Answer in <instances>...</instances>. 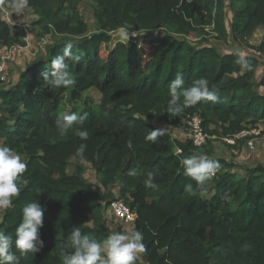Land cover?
Listing matches in <instances>:
<instances>
[{"label":"trees","instance_id":"16d2710c","mask_svg":"<svg viewBox=\"0 0 264 264\" xmlns=\"http://www.w3.org/2000/svg\"><path fill=\"white\" fill-rule=\"evenodd\" d=\"M79 2L29 0L38 15L34 26L55 40L21 71L16 85L5 86L0 78V139L25 155L27 164L17 181L20 194L3 210L0 228L14 237L26 204L37 201L46 209L40 229L44 247L27 255L13 248L14 264H62L63 240L74 227L103 241L112 233L105 212L117 199L136 213L132 230L144 236L146 251L135 264H264V164L245 165L241 174L235 170L239 163L211 158L221 166L218 175L207 181L206 191L191 195L185 185L195 182L184 175L180 160L211 157L212 139L199 147L167 128L187 130L195 114L209 136L229 137L249 124L264 125L261 60L245 54L251 70L243 69L235 63L237 50L222 52L209 40L189 38L215 35L206 32L213 28L217 39L232 38L264 57V39L248 45L255 30L264 28V0H93L96 30L89 34ZM121 30L129 39L121 38ZM26 37L24 25L0 17L6 45L24 44ZM68 43L80 57L70 62L75 83L51 89L39 73L50 71ZM177 72L184 75V87L206 78L218 100L171 117L169 82ZM93 88L101 93L96 105L85 95ZM71 113L86 119L60 135L56 122ZM160 128L166 131L155 143L145 139ZM77 129L86 130L88 139L82 141ZM81 143L87 145L83 155L77 151ZM72 158L78 163L70 173ZM82 161L96 169L98 187L86 178ZM132 169L136 176L129 175ZM150 171L155 189L144 183Z\"/></svg>","mask_w":264,"mask_h":264},{"label":"clouds","instance_id":"9594fccd","mask_svg":"<svg viewBox=\"0 0 264 264\" xmlns=\"http://www.w3.org/2000/svg\"><path fill=\"white\" fill-rule=\"evenodd\" d=\"M5 0H0L4 3ZM8 7L12 14L18 16L30 7L29 0H7ZM5 20V19H4ZM7 21V20H6ZM9 22V21H8ZM10 23V22H9ZM125 39H129L130 33L122 30ZM73 45H65L64 51L51 61V68L39 73L51 89L67 87L75 83L71 76L70 62L78 61L79 56H74L71 49ZM235 63L243 69L251 70V65L245 53L237 50ZM185 78L182 72H177L174 79L169 82V96L166 112L171 117L180 116L185 109L193 107L202 101L216 102L218 100L217 90L209 87V81L200 77L190 86L184 87ZM85 116L76 113L64 114L57 120L58 132L66 135L74 125H83ZM165 129L160 128L149 131L145 139L155 143L158 137L165 134ZM76 134L82 141L88 139L86 130L77 129ZM87 145L81 143L77 149L83 155ZM180 166L186 177L195 182L185 185V190L195 195L199 190L206 191L207 181L215 175L219 164L206 156L192 155L180 160ZM27 164L18 154H14L9 147H0V210H7L12 207L13 199L18 197L21 187L17 181L26 171ZM135 169L129 171L130 176H136ZM146 187L155 189L154 173L148 172L144 181ZM28 181L23 180L27 186ZM45 208L37 201L26 204L21 210V220L15 229V236L7 234L0 228V264H14L12 249L18 250L21 255L29 253L36 254L44 247V240L41 238L40 229L44 224ZM144 236L139 230L126 232H112L103 241H98L91 234L82 233L80 227H74L63 240L62 264H135L138 255L146 251L143 243Z\"/></svg>","mask_w":264,"mask_h":264},{"label":"rangeland","instance_id":"374dc122","mask_svg":"<svg viewBox=\"0 0 264 264\" xmlns=\"http://www.w3.org/2000/svg\"><path fill=\"white\" fill-rule=\"evenodd\" d=\"M78 10L84 17L86 23L88 24V32L85 34H89V32H93L96 30L95 23V15L93 9V0H80L78 4ZM25 25L27 28V37L25 39V43H15L12 46L6 45L3 41L0 40V61L4 62L5 72H3V77H0L1 80L5 81L7 86L16 85L20 81L21 71L24 70L27 65L33 61L37 56L45 54V47L47 44L52 43L55 39L53 35L44 34L43 30L40 27L34 26V22L37 20L38 15L35 13L33 7H29L25 13H21L19 16L15 13L11 12V21ZM206 32H210L215 35H203L200 36L197 33H191L189 38L194 43H199L203 40H209L205 42H211L215 44L219 48H221L222 52H229L234 50H239L245 54H253L257 56L259 60H261V64L257 70V79L260 81L263 78L264 74V57L259 54H256L252 49L247 48L244 44H239L238 42H234L232 38L228 42L219 40L216 37V32L213 31V28H207ZM84 34V35H85ZM118 34L122 35V30L118 32ZM123 36V35H122ZM123 40H127L122 37ZM208 38V39H206ZM264 39V28L260 27L255 30L248 41V45L250 46H259ZM8 83V84H7ZM260 89L264 90V85ZM262 90V91H263ZM87 97L91 99V102L96 105L101 100V93L98 89L93 88L85 93ZM155 123L159 126H167L163 121L156 120ZM251 125V124H249ZM247 125V126H249ZM263 127V126H262ZM166 128V127H165ZM169 131L175 136H188L187 130H180L167 127ZM229 137H219V136H210L209 139L211 141V147L213 150V155L208 157L209 159L215 158H223L228 162L239 163V167L235 170L240 172L241 174H246V170L243 166H255L258 164H264V134L257 136H252L250 139H253L255 142L254 148L248 147L247 139L243 141L242 139L235 140V143L229 142ZM2 139H0V147H4L2 143ZM15 154V153H14ZM21 159L25 162V155H19ZM78 160L76 158H72L69 165V172L72 173L76 169V164ZM81 164L85 166V176L90 180L95 187L99 186V180L96 169L88 162L82 161ZM221 167V166H219ZM221 169V168H220ZM120 186H115V193L118 194ZM209 197L212 195V192L207 194ZM3 210H0V220L2 218ZM107 217V219H106ZM105 219L111 221L110 230L112 232H126L131 231V223H125L119 220L114 214L111 213L110 206L105 212ZM125 226H124V225ZM121 225V227H120ZM112 228V229H111ZM123 229V230H122ZM140 259H142L141 255H138ZM144 264H148L145 261Z\"/></svg>","mask_w":264,"mask_h":264},{"label":"built area","instance_id":"2783aa9c","mask_svg":"<svg viewBox=\"0 0 264 264\" xmlns=\"http://www.w3.org/2000/svg\"><path fill=\"white\" fill-rule=\"evenodd\" d=\"M0 14L2 17L11 22V9L8 7L7 0L4 3H0ZM5 65L3 61H0V77H3V72H5ZM188 123L187 131H188V138L193 141L195 146H204L208 143L210 136L204 130L203 127V119L195 114L192 116ZM263 126V127H262ZM264 134V125L261 123H257L255 125H249L242 131L238 132L234 136H229V142L235 143V140L238 139H247L248 147L254 148L255 142L253 139H250L252 136H257ZM180 152V150L178 151ZM220 171V167L216 170L214 176H217ZM111 211L113 214L121 221L125 223H134L136 219V213L131 209V207L124 201V200H115L110 205Z\"/></svg>","mask_w":264,"mask_h":264},{"label":"crops","instance_id":"0c3cea01","mask_svg":"<svg viewBox=\"0 0 264 264\" xmlns=\"http://www.w3.org/2000/svg\"><path fill=\"white\" fill-rule=\"evenodd\" d=\"M0 17L3 18L1 14H0ZM3 19H4V18H3ZM10 19H11V16H10ZM14 23H16V22H14V21H13V18H12V21L10 22V24H14ZM24 26H25V25H24ZM25 27H26V26H25ZM111 213L113 214L112 211H111ZM106 219H107V217H106ZM106 223H107L108 227L110 228L111 221L106 220ZM124 224H125V222H124ZM124 224H123V225H124ZM124 226H125V225H124ZM131 227L133 228V223H131ZM111 229H112V228H111Z\"/></svg>","mask_w":264,"mask_h":264}]
</instances>
